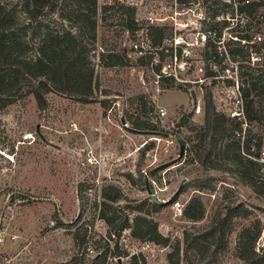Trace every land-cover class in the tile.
Wrapping results in <instances>:
<instances>
[{
    "label": "rangeland",
    "instance_id": "obj_1",
    "mask_svg": "<svg viewBox=\"0 0 264 264\" xmlns=\"http://www.w3.org/2000/svg\"><path fill=\"white\" fill-rule=\"evenodd\" d=\"M126 1L136 8L140 30L134 35L124 30L116 13L108 14L110 24L100 20L98 10L97 44L89 53L95 86L91 100L48 94L46 107L40 111L26 84L0 94V264L66 261L77 250L71 232L76 233L77 243L88 237L105 238L108 228L100 219V202L103 193H113L111 188L124 198L105 213L112 221L109 230L113 234L125 216L131 219L135 214L126 210L127 202L145 203L152 195L162 204L160 211L143 216L157 223L163 244L136 239L130 230L122 232L117 244L120 251L140 255L143 264H248L240 255L251 236L264 228V197H256L264 192V127L257 119L245 117V129L242 120H227L225 135L204 158V115L191 113L193 103L210 90L199 68H203L205 50L200 33L214 28L218 21L211 19L212 0H184V5L177 0ZM103 2L113 4V0H100L99 9ZM59 7L53 12L44 9L32 19L41 34L45 25L53 30H74V23L62 18L67 14ZM16 9L20 11L21 5ZM260 14L257 9L247 30L246 20L239 15L227 20L221 30L227 52L229 47L236 48L227 46L230 37L264 38V24L257 22ZM149 18L166 26V47L182 46V61H164L162 72L174 74L170 87L154 73L159 57L150 59L146 54L151 48L141 23ZM252 40L246 47L238 46L241 55L228 53L225 63L237 67L234 72L242 108L251 101L252 115L257 117L256 95L262 83L251 78L264 70V54L252 52V45L258 42ZM138 48L143 53H135ZM101 54L113 55L115 65L103 66ZM137 55L143 56L139 63ZM232 84L225 81L222 92L219 90L218 112L241 107ZM142 102L154 105V111L142 115V121L148 118L157 124L176 139L174 144L166 146L155 140L159 136L131 125L141 115ZM158 107L166 112L161 120ZM262 137L258 151L256 144ZM184 212L187 216L201 214V218L190 219ZM224 215L215 262L211 255L213 228ZM86 253V258L93 254Z\"/></svg>",
    "mask_w": 264,
    "mask_h": 264
},
{
    "label": "trees",
    "instance_id": "obj_2",
    "mask_svg": "<svg viewBox=\"0 0 264 264\" xmlns=\"http://www.w3.org/2000/svg\"><path fill=\"white\" fill-rule=\"evenodd\" d=\"M99 1L16 0V2H5L4 0H0V94L5 90H14L20 84H26L31 87V93L40 111L46 107L48 94H54L75 101L91 100L95 86L94 65L90 62L89 53L95 50L97 44L98 10L102 13L100 20H104L105 23L109 21L111 24L109 15L113 11L121 19V26H123L125 31L134 35L140 30L138 28L139 21L136 19V8L133 4H130L126 0H113V4L110 5V2H103L99 9ZM177 1L181 5L186 3L184 0ZM16 4L21 5L20 11L16 9ZM58 4L60 5L59 8L67 14V16H62V18L73 22L74 30H53L45 25L44 31L41 34L40 30L37 29L40 27L33 26L32 19L44 9L51 10V12L55 11L54 9ZM210 5L211 19H218V21L212 25L214 28H208L204 31L214 32L216 38H221V30L228 24L227 20L236 19L238 15L242 21L246 20L247 22L244 30L249 29V22L253 20L252 16L256 13L257 9L261 10L257 22L258 24H264V0H229V2L226 0H212ZM141 24L151 48V50L146 51V54L149 55L150 59L155 55L159 57L154 68V73L165 82L166 87H170L173 84L174 74L162 72L164 61L166 58H169L170 62L174 59L178 62L182 61V46H176L174 49L172 46L166 47L163 44L167 36L166 26H159L149 21L142 22ZM219 24H221L220 28H215ZM252 37L254 35H239V37L235 36L236 40L230 37L227 46L235 45L236 48L230 49L229 47L228 52L226 50L227 55L228 53L234 56L241 55L243 52L239 50L238 46L242 45V47H246L249 45V42L253 41ZM251 48H254L252 49L253 53L263 56L264 38L254 43ZM204 49L202 61L205 64L206 76L212 74L208 70L210 61L216 63L218 71L221 73L224 70V66L222 65L223 58L220 56L215 43L210 40L207 41ZM134 52L143 53L141 48H138ZM122 56L124 58L128 57L126 54ZM113 58L114 56L111 54H101L103 66H114L116 62L112 60ZM104 59L106 61H103ZM142 59L143 56H136V62L139 63ZM251 79H258V82L262 83L256 95L259 101V115L257 117L252 115L254 111L251 101L247 104L244 115L248 120L257 119L264 127V70L260 71L259 77H252ZM251 85L255 86L254 83H251ZM202 99V115H204L205 128L203 129L204 134L202 135L203 139L201 142H205L203 151L204 158H207L216 146L218 139L225 135L224 123L227 120L230 121V119L224 113L216 110L208 90L203 93ZM149 105L147 106L146 102H142V109L139 111L141 115H137L136 119L130 121L131 125L135 129L167 137L169 134L159 129L157 124L150 123L148 118H146L147 121H142V115L154 111V105L152 103ZM191 113L193 114L192 110ZM232 131H235V129ZM244 142L248 144L249 139L246 137ZM262 143L263 137L256 144L258 151H260ZM140 177L146 187L145 177L143 174ZM111 190H113L112 194H102V202H100L103 212L100 219L108 228L106 237H99L97 239L88 237V239H83L80 243H77L76 233L71 232L73 244L77 248L76 253H73L66 261L52 264H123L122 261L124 259L126 261L129 260L127 261L128 264H143L144 259L140 255L130 254L126 250L120 251L118 248L117 244L124 230H130V235L136 239H145L157 244L164 243L162 236L158 233L157 223L143 216V214L149 215L152 212L161 210L162 204H155L150 198L145 203L127 202L125 208L128 212L135 213L133 218L129 219L128 216H125L118 232L111 233L109 227L112 221L105 213L112 208L111 205L113 203L117 204L124 200L118 189L111 188ZM262 195L256 197L258 199L263 198L264 192ZM184 213L187 216V213ZM187 217L197 220L201 218V214ZM225 222L226 215L213 228L214 244L211 255L215 262L216 253L222 241L223 225ZM260 230H257L251 236L240 255L248 264H264V249L261 254L255 252V242ZM93 249L96 251L95 253ZM87 250L93 253L92 255L89 254L88 258L85 256Z\"/></svg>",
    "mask_w": 264,
    "mask_h": 264
},
{
    "label": "built area",
    "instance_id": "obj_3",
    "mask_svg": "<svg viewBox=\"0 0 264 264\" xmlns=\"http://www.w3.org/2000/svg\"><path fill=\"white\" fill-rule=\"evenodd\" d=\"M148 21L153 23L155 20H153L152 18H149ZM224 39L225 38H224L223 35L221 36V38H216L215 37V33L212 32V31H204L203 33H200V43L203 46L209 40L212 41L213 43H215V45L217 46L218 51L220 53V56L223 58L222 65L224 66V70L221 72L222 73V75H221V73H219V71H218V67H217L216 63L213 62V61H210L209 65H208V70L212 74L210 76H206L205 69H204L205 68V64L201 60L203 68H199V71H200L201 78L208 80L209 83H210L209 92H210L211 100H212V103L214 104V106L218 102L219 90H220V92H222V88H223V86H225V81L226 82L227 81H232L234 83V85L232 84V89H233L232 93L234 94V96L236 98H238L236 100V102L239 103L241 107L237 109L238 111L229 110V111H224L222 113L227 115V117L229 119H237V120H240V121L242 120V122H240V125L245 129L247 124H246V121H245L246 118H245V115H244V109L242 108L243 100L241 98V94H240V91H239L238 80H237V77H236L235 72H234L237 69V67L234 66V65H229L228 66L225 63V60H226V58H228V55L226 53L225 48L222 46L223 42H224ZM232 39L236 40V38H232ZM253 39L255 41L259 42L263 38L260 35H255L253 37ZM176 45H179V42H176ZM232 73H234V76H232ZM224 79H226V80H224ZM202 105H203V99L195 101L193 103V107H192L193 115L196 116V115H201L202 114ZM156 114H157V116H158V118L160 120L166 116V112H165L164 108H162V107H158L157 108ZM237 135H238V137H240V133H237ZM155 140L157 142L163 141L166 146H170V145H172V144H174L176 142V139L171 138L170 135H168L167 137L159 136V137L155 138ZM0 241H1V239H0ZM263 249H264V228H262L260 230L259 236H258V238H257V240L255 242V252L257 254H261Z\"/></svg>",
    "mask_w": 264,
    "mask_h": 264
},
{
    "label": "water",
    "instance_id": "obj_4",
    "mask_svg": "<svg viewBox=\"0 0 264 264\" xmlns=\"http://www.w3.org/2000/svg\"><path fill=\"white\" fill-rule=\"evenodd\" d=\"M150 199L152 202H154L155 204H161L159 201L155 200L154 197L151 195Z\"/></svg>",
    "mask_w": 264,
    "mask_h": 264
}]
</instances>
